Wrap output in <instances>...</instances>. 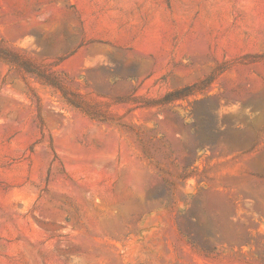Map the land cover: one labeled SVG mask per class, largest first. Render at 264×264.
<instances>
[{"label": "rangeland", "instance_id": "1", "mask_svg": "<svg viewBox=\"0 0 264 264\" xmlns=\"http://www.w3.org/2000/svg\"><path fill=\"white\" fill-rule=\"evenodd\" d=\"M0 264H264V0H0Z\"/></svg>", "mask_w": 264, "mask_h": 264}, {"label": "trees", "instance_id": "2", "mask_svg": "<svg viewBox=\"0 0 264 264\" xmlns=\"http://www.w3.org/2000/svg\"><path fill=\"white\" fill-rule=\"evenodd\" d=\"M182 93V91H178L175 94L178 96ZM69 104H71L72 106H75L77 108H80V106L78 105V103L74 102V101H69Z\"/></svg>", "mask_w": 264, "mask_h": 264}]
</instances>
